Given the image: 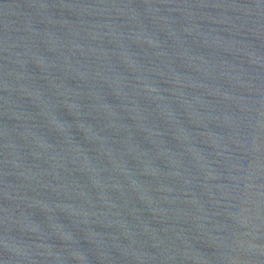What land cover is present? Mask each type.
<instances>
[{"label": "water", "instance_id": "1", "mask_svg": "<svg viewBox=\"0 0 264 264\" xmlns=\"http://www.w3.org/2000/svg\"><path fill=\"white\" fill-rule=\"evenodd\" d=\"M0 264H264V0H0Z\"/></svg>", "mask_w": 264, "mask_h": 264}]
</instances>
